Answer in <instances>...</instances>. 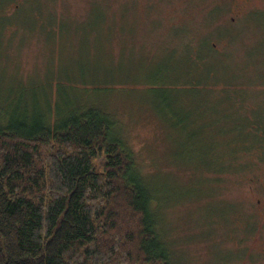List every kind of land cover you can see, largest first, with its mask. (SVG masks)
<instances>
[{
    "label": "rangeland",
    "instance_id": "1",
    "mask_svg": "<svg viewBox=\"0 0 264 264\" xmlns=\"http://www.w3.org/2000/svg\"><path fill=\"white\" fill-rule=\"evenodd\" d=\"M45 96L111 114L172 183L174 264H259L264 146L238 150L244 122L264 131V0H0V106L30 118Z\"/></svg>",
    "mask_w": 264,
    "mask_h": 264
},
{
    "label": "trees",
    "instance_id": "2",
    "mask_svg": "<svg viewBox=\"0 0 264 264\" xmlns=\"http://www.w3.org/2000/svg\"><path fill=\"white\" fill-rule=\"evenodd\" d=\"M238 95L229 103L244 108ZM43 102L30 118L0 106V264H174L171 182L140 169L111 114L92 103L56 111L53 97ZM243 125L256 142L238 151L258 157L264 131Z\"/></svg>",
    "mask_w": 264,
    "mask_h": 264
},
{
    "label": "flooded vegetation",
    "instance_id": "3",
    "mask_svg": "<svg viewBox=\"0 0 264 264\" xmlns=\"http://www.w3.org/2000/svg\"><path fill=\"white\" fill-rule=\"evenodd\" d=\"M264 242V240H263ZM259 259V264H264V246L261 245V248L259 250V256L257 257Z\"/></svg>",
    "mask_w": 264,
    "mask_h": 264
}]
</instances>
